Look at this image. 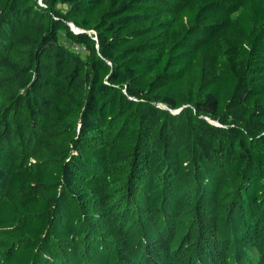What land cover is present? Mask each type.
<instances>
[{
  "label": "trees",
  "instance_id": "1",
  "mask_svg": "<svg viewBox=\"0 0 264 264\" xmlns=\"http://www.w3.org/2000/svg\"><path fill=\"white\" fill-rule=\"evenodd\" d=\"M7 89L0 264H264V0H0Z\"/></svg>",
  "mask_w": 264,
  "mask_h": 264
},
{
  "label": "rangeland",
  "instance_id": "2",
  "mask_svg": "<svg viewBox=\"0 0 264 264\" xmlns=\"http://www.w3.org/2000/svg\"><path fill=\"white\" fill-rule=\"evenodd\" d=\"M39 1L42 3V0ZM58 6L64 7L63 4H58ZM11 92H13L11 89L0 92V121L7 119V114L4 111L13 106L12 101L8 99ZM11 118L12 121L7 128L9 133L5 146L17 154L18 161L21 163L33 161L34 158H50L61 148V143H65V137L57 135V131L42 135L46 132H43L38 126L39 123H36L37 126L34 125L29 115L21 117V119L14 114Z\"/></svg>",
  "mask_w": 264,
  "mask_h": 264
},
{
  "label": "water",
  "instance_id": "3",
  "mask_svg": "<svg viewBox=\"0 0 264 264\" xmlns=\"http://www.w3.org/2000/svg\"><path fill=\"white\" fill-rule=\"evenodd\" d=\"M71 26V25H70ZM79 30V29H78ZM157 105L158 106H161V107H163V108H167L165 105H162V104H160V103H157ZM179 110L180 109H175V110H171L173 113H177V112H179ZM208 121H210V122H212V123H217V122H214V121H212L211 119H209V118H206Z\"/></svg>",
  "mask_w": 264,
  "mask_h": 264
},
{
  "label": "bare ground",
  "instance_id": "4",
  "mask_svg": "<svg viewBox=\"0 0 264 264\" xmlns=\"http://www.w3.org/2000/svg\"><path fill=\"white\" fill-rule=\"evenodd\" d=\"M71 27H72L73 29H75L73 25H71ZM77 30H78V29H77Z\"/></svg>",
  "mask_w": 264,
  "mask_h": 264
},
{
  "label": "built area",
  "instance_id": "5",
  "mask_svg": "<svg viewBox=\"0 0 264 264\" xmlns=\"http://www.w3.org/2000/svg\"><path fill=\"white\" fill-rule=\"evenodd\" d=\"M40 2V1H39ZM41 3V2H40ZM76 49H79L78 47H76Z\"/></svg>",
  "mask_w": 264,
  "mask_h": 264
},
{
  "label": "clouds",
  "instance_id": "6",
  "mask_svg": "<svg viewBox=\"0 0 264 264\" xmlns=\"http://www.w3.org/2000/svg\"><path fill=\"white\" fill-rule=\"evenodd\" d=\"M72 28V27H71ZM73 29V28H72Z\"/></svg>",
  "mask_w": 264,
  "mask_h": 264
}]
</instances>
